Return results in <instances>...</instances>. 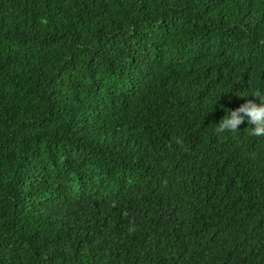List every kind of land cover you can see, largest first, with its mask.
Masks as SVG:
<instances>
[{"label": "trees", "instance_id": "1", "mask_svg": "<svg viewBox=\"0 0 264 264\" xmlns=\"http://www.w3.org/2000/svg\"><path fill=\"white\" fill-rule=\"evenodd\" d=\"M256 90L264 0H0V264H264Z\"/></svg>", "mask_w": 264, "mask_h": 264}, {"label": "clouds", "instance_id": "2", "mask_svg": "<svg viewBox=\"0 0 264 264\" xmlns=\"http://www.w3.org/2000/svg\"><path fill=\"white\" fill-rule=\"evenodd\" d=\"M249 92L238 93L241 96ZM259 97V102L246 100L235 110H226V114L218 123H215L214 131L217 135H232L240 133L239 125L245 121L247 133L261 141H264V91L256 90L250 92Z\"/></svg>", "mask_w": 264, "mask_h": 264}]
</instances>
